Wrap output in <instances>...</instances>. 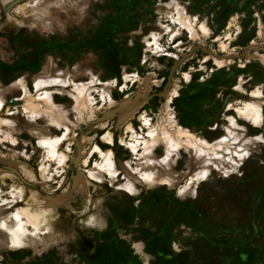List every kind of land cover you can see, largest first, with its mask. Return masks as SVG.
Returning <instances> with one entry per match:
<instances>
[{
	"label": "rangeland",
	"instance_id": "374dc122",
	"mask_svg": "<svg viewBox=\"0 0 264 264\" xmlns=\"http://www.w3.org/2000/svg\"><path fill=\"white\" fill-rule=\"evenodd\" d=\"M263 11L0 0V264H264ZM161 117L227 143L165 160L163 142L148 146Z\"/></svg>",
	"mask_w": 264,
	"mask_h": 264
},
{
	"label": "bare ground",
	"instance_id": "6f19581e",
	"mask_svg": "<svg viewBox=\"0 0 264 264\" xmlns=\"http://www.w3.org/2000/svg\"><path fill=\"white\" fill-rule=\"evenodd\" d=\"M18 7V6H17ZM32 9H35L32 8ZM21 15V14H20ZM179 15V14H178ZM176 17V16H175ZM12 18V17H11ZM198 19V18H197ZM188 24V23H187ZM195 25V24H194ZM196 26V25H195ZM229 29V28H228ZM201 31V30H200ZM194 33L196 34V32L194 31ZM198 33V32H197ZM190 34V33H189ZM199 34V33H198ZM220 35V34H219ZM263 37V36H262ZM227 38V37H226ZM196 39V38H195ZM150 40V39H149ZM221 40V39H220ZM159 42V41H158ZM222 45V44H221ZM220 45V46H221ZM211 56L213 58V63L217 66V67H222L223 65H225L226 63V59L225 58H219L216 57V51L214 49H211ZM218 56V55H217ZM228 61H230V58H227ZM241 66V65H240ZM186 76V75H185ZM138 77V76H137ZM174 84V83H172ZM95 86V85H94ZM90 87V86H89ZM93 87V86H92ZM122 88V87H121ZM27 89V88H26ZM41 89V88H40ZM45 90V89H44ZM103 90V89H102ZM170 90V89H169ZM26 91V90H25ZM168 91V90H167ZM166 91V92H167ZM171 91V90H170ZM27 92V91H26ZM168 93V92H167ZM110 95V94H109ZM167 96V95H166ZM171 97H167L166 100V104L165 107L168 106V102L170 101ZM33 100V99H32ZM36 101V100H35ZM37 103V102H35ZM82 103V102H80ZM98 103V102H97ZM33 104V103H32ZM83 104V103H82ZM140 104H142V102H138L135 106L133 110H130L127 112V114H125L121 119H125L126 116L130 115ZM111 106V105H110ZM80 107V106H79ZM86 107V106H85ZM88 107V106H87ZM44 108V107H43ZM133 108V107H132ZM85 109V108H84ZM88 109V108H87ZM262 110V109H261ZM87 111V110H86ZM86 111H84L86 113ZM96 111V110H95ZM163 112V110H161ZM90 112V111H89ZM137 112V111H136ZM165 112V111H164ZM94 113V112H93ZM96 113V112H95ZM240 114H243L246 118L252 120L253 123L257 124L259 126L258 123L261 122L262 119V115H261V111H260V107L253 105V104H248L246 105V107L242 108L239 110ZM145 114V113H142ZM139 114V115H142ZM165 114V113H164ZM88 115V114H87ZM227 116V115H226ZM94 117V116H93ZM164 117V115H163ZM163 117H161L157 123V128L155 131L151 132V139H150V145L148 144V146H151L153 144H156L157 142H163L164 143V147H165V153L163 155V157H165L166 159H173V156L176 155L179 150L184 147V146H189V147H193L196 149V151H198L199 153H207V154H213L214 157H218L219 152L217 150H220L221 148H223L227 142H225L224 140L226 139V136H222L218 141L210 143V142H206L204 140H202L201 138L195 136L193 133H191L188 129L184 128L183 126H180L178 124H175V122L171 121L170 118H166L163 119ZM91 119V118H90ZM235 120V119H234ZM263 120V119H262ZM102 122V121H101ZM104 122V121H103ZM149 122V121H148ZM231 122V121H230ZM263 122V121H262ZM65 124V123H64ZM149 125V124H148ZM98 126V125H97ZM96 127V126H95ZM153 127V126H152ZM102 128V127H101ZM127 128V127H126ZM125 128V129H126ZM147 128V127H146ZM128 129V128H127ZM132 130V128L130 129ZM145 131H147V129H145ZM150 131V130H149ZM61 132V131H60ZM127 132V130H126ZM133 132V131H132ZM131 132V133H132ZM130 133V134H131ZM140 133V132H139ZM150 133V132H149ZM126 135V134H125ZM129 135V134H128ZM130 136V135H129ZM135 136V135H134ZM137 136V135H136ZM103 137V136H102ZM113 137V136H112ZM128 137V136H127ZM56 138V137H55ZM120 138V137H119ZM124 138V137H123ZM132 138V137H131ZM114 139V138H113ZM143 140V139H142ZM149 140V139H148ZM115 141V140H114ZM124 141V140H123ZM131 141V140H130ZM62 142V141H61ZM128 142V141H127ZM103 143V142H102ZM126 143V141H125ZM162 144V143H161ZM59 145V144H58ZM109 145V144H108ZM122 145V144H121ZM131 148L133 151L136 150L135 146L133 144H130ZM56 146V145H54ZM98 147V146H97ZM109 147V146H108ZM126 147V146H125ZM147 147V145H146ZM68 148V147H67ZM143 149V148H142ZM141 149V150H142ZM164 149V148H163ZM183 149V148H182ZM188 149V148H187ZM104 151V150H103ZM138 151V150H137ZM58 152V151H57ZM234 156L240 155V152L233 150L232 151ZM63 153V152H62ZM104 153V152H103ZM56 154V153H55ZM65 155V153H64ZM84 155V154H83ZM106 156V155H105ZM104 156V158H105ZM109 157V156H108ZM86 158V157H85ZM175 158V157H174ZM80 159V158H79ZM110 159V158H109ZM200 159V158H199ZM134 160V159H133ZM178 160V159H177ZM128 161V160H127ZM88 162V161H87ZM126 162V161H125ZM64 163V162H63ZM96 163V162H95ZM129 163V162H128ZM131 164V163H130ZM113 166V165H112ZM172 167V166H171ZM112 169V168H111ZM18 170V169H17ZM29 170V169H28ZM90 170V168H89ZM96 170V169H94ZM133 170V169H132ZM6 171H11V170H6ZM20 175L22 176L23 180H27L26 178H24V174L22 175V172L20 170H18ZM30 171V170H29ZM87 171V170H86ZM169 171V170H168ZM31 172V171H30ZM98 172V171H97ZM96 172V173H97ZM100 172V171H99ZM103 172V171H101ZM113 172V171H112ZM116 172V171H115ZM111 174V172H109ZM117 173V172H116ZM9 174V173H8ZM95 174V173H94ZM109 174V176H110ZM113 174V173H112ZM15 175V174H14ZM209 175V174H208ZM8 176V175H7ZM108 176V177H109ZM113 176V175H112ZM116 176V175H115ZM203 176H204V171L202 172V174L199 176V182L203 180ZM227 176V175H226ZM34 177V176H33ZM98 177V176H96ZM111 177V176H110ZM102 179V178H101ZM126 179V178H125ZM186 179V178H185ZM100 180V178H99ZM187 180V179H186ZM28 181V180H27ZM195 181V178L190 177V179H188V183L191 184ZM166 182V181H165ZM145 184V183H144ZM199 184V183H198ZM121 185V184H120ZM119 185V186H120ZM24 186V185H23ZM180 188V187H179ZM88 190V189H87ZM137 190V189H136ZM126 193V192H125ZM135 194V193H134ZM133 195V194H132ZM130 196V195H129ZM31 197V196H30ZM33 197V196H32ZM35 199V198H34ZM47 199V198H46ZM34 202V201H33ZM24 207V206H23ZM36 208V207H35ZM50 208V207H49ZM52 208V207H51ZM30 209V208H29ZM27 212V211H26ZM38 212V211H37ZM41 213V212H40ZM42 214V213H41ZM31 215V214H30ZM34 216V215H33ZM11 218V217H9ZM45 218V217H44ZM11 221V220H10ZM5 222V221H4ZM6 223V222H5ZM47 223V222H46ZM42 227V226H41ZM38 230V229H37ZM14 248V247H13Z\"/></svg>",
	"mask_w": 264,
	"mask_h": 264
},
{
	"label": "water",
	"instance_id": "95a60500",
	"mask_svg": "<svg viewBox=\"0 0 264 264\" xmlns=\"http://www.w3.org/2000/svg\"><path fill=\"white\" fill-rule=\"evenodd\" d=\"M209 54H211V51H209ZM189 53L188 52L187 54H185L181 59L177 60L176 62H174V64L172 65L171 69H170V72H169V75H168V80H167V83H166V86H165V89L166 87L170 86V81L172 79V75L176 72L178 66L184 62L189 56ZM13 172H15L19 177L20 179L23 180L22 176L20 175L19 171L17 169H15L14 167H9Z\"/></svg>",
	"mask_w": 264,
	"mask_h": 264
},
{
	"label": "flooded vegetation",
	"instance_id": "af4514ba",
	"mask_svg": "<svg viewBox=\"0 0 264 264\" xmlns=\"http://www.w3.org/2000/svg\"><path fill=\"white\" fill-rule=\"evenodd\" d=\"M264 12V11H263ZM258 13L257 11H255V13H253V17H254V20H253V26H254V34L257 36V31H258V17L255 16V14ZM259 14V13H258ZM239 31H237L238 33Z\"/></svg>",
	"mask_w": 264,
	"mask_h": 264
},
{
	"label": "snow or ice",
	"instance_id": "6c2138e0",
	"mask_svg": "<svg viewBox=\"0 0 264 264\" xmlns=\"http://www.w3.org/2000/svg\"><path fill=\"white\" fill-rule=\"evenodd\" d=\"M257 139H259V138H257ZM91 222V221H90Z\"/></svg>",
	"mask_w": 264,
	"mask_h": 264
}]
</instances>
